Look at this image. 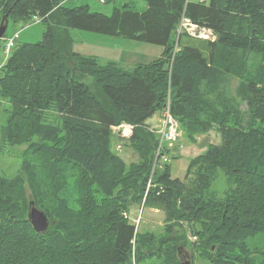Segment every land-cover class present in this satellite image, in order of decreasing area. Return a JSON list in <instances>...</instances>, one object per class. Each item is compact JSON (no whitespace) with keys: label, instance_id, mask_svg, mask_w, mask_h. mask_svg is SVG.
<instances>
[{"label":"trees","instance_id":"trees-1","mask_svg":"<svg viewBox=\"0 0 264 264\" xmlns=\"http://www.w3.org/2000/svg\"><path fill=\"white\" fill-rule=\"evenodd\" d=\"M65 1L0 0V21L45 26L0 68V145L25 146L20 173H0V264H180L184 245L209 264H264V244H248L264 236V0H104L110 16ZM182 16L215 40L177 35ZM72 30L163 51L144 65L101 63L73 51ZM167 100L182 139L220 137L190 159L183 181L170 164L151 173L159 137L148 121ZM121 124L131 136L114 134ZM116 141L137 161L126 164ZM220 170L222 195L211 191ZM30 203L46 232L31 227ZM141 206L163 213L161 236L136 230L129 214Z\"/></svg>","mask_w":264,"mask_h":264},{"label":"rangeland","instance_id":"rangeland-1","mask_svg":"<svg viewBox=\"0 0 264 264\" xmlns=\"http://www.w3.org/2000/svg\"><path fill=\"white\" fill-rule=\"evenodd\" d=\"M94 4H90L89 9L92 12H98L104 14L106 16H110L113 9V4L109 2L99 3V0H92ZM205 4H208L210 0H200ZM145 3L139 2L137 5V10L142 11L145 9L143 7ZM66 8H74L80 7L79 0H66L63 4ZM116 6H121V3L117 4ZM45 31V26L42 23H29V24H18L12 25L11 23L8 24L7 30L5 32V40H10L14 36L17 37L15 39V45H23V44H35L42 40V34ZM71 36L74 40L75 46L80 49V51L84 50V53H87V48L89 46L94 48H100L107 50L106 52H111V50L115 48H119V45L123 47L121 42H128L133 43L136 46H143L147 53L150 54L152 58H159L162 53V47L155 46V45H148L143 43H138L131 40H126L117 37H107L103 35H98L94 33H88L83 31L72 30ZM202 40V39H200ZM3 46L4 42H1L0 45V62L3 63L4 61V54H3ZM104 55L102 56L99 61L101 63H106ZM237 85L236 79H229V87L233 91L235 86ZM242 110H245V105L243 104L241 107ZM161 118V115H154L153 118L149 120L150 124L159 127L158 121ZM122 125V124H121ZM120 126V125H119ZM179 127V126H178ZM157 131V130H156ZM180 132L181 137L174 143V148L170 152L169 164L171 166V177L172 179H177L180 181L184 180L185 177V170L188 166L190 159L201 155L207 149L208 144L218 145L220 143V137L213 131L205 136H200L197 138L195 143H189L182 139V132L180 131V127L178 129ZM114 134L119 135L117 130H114ZM5 145L2 143L0 145V173L7 177L11 178L20 173L21 164L23 162L24 155L23 151L25 146L21 147H4ZM176 147V149H175ZM113 151L119 155L122 160L129 164L131 162L137 161V155L130 149H127L124 146V142H114L112 146ZM177 159H171V157ZM227 189L226 178L222 171H218L217 176L212 184L211 191L216 192L219 195H222L224 191ZM29 195V191L26 190ZM35 206V205H34ZM36 207V206H35ZM37 208V207H36ZM38 209V208H37ZM40 210V209H39ZM41 211V210H40ZM129 218L134 224L136 230L140 233H154L158 236H161L164 228V215L160 211H156L154 209L148 208H135L130 211ZM183 229H178V234L180 236L185 235L186 241L188 243H193L195 241L192 240L193 237L190 236L189 233L185 234ZM264 236H257L248 241L249 247L251 250L253 249H261L264 244ZM178 260L180 264H209L206 259L200 258L198 251L194 250L190 245H184L180 247ZM133 264V262H132ZM141 264H159L156 258L146 259Z\"/></svg>","mask_w":264,"mask_h":264},{"label":"built area","instance_id":"built-area-1","mask_svg":"<svg viewBox=\"0 0 264 264\" xmlns=\"http://www.w3.org/2000/svg\"><path fill=\"white\" fill-rule=\"evenodd\" d=\"M38 20L35 19V22ZM185 31L189 36L196 38V39H202V40H210L213 41L214 37L210 30L197 27L196 25L192 24L188 19L182 17L180 20L179 25V31ZM14 38L7 40L5 49H4V55L5 60L9 57L10 50L14 45ZM4 62L0 64V68L3 66ZM159 127L157 131H154L153 129L149 128V131L152 133H156L159 137V143L155 152V160L152 167V172L156 168V166L163 165L169 162L168 156L165 153L166 149H171L174 145V143L177 141L178 138H180V132L178 131V123L173 118V116L170 113V107H169V100L166 102V107L162 113L161 118L158 121ZM113 132L114 130H117L120 134V137L126 138L131 136L133 127L130 125L122 124L118 127L112 128ZM147 186H151V175L150 179L148 181ZM192 240H195V238H192Z\"/></svg>","mask_w":264,"mask_h":264},{"label":"crops","instance_id":"crops-1","mask_svg":"<svg viewBox=\"0 0 264 264\" xmlns=\"http://www.w3.org/2000/svg\"><path fill=\"white\" fill-rule=\"evenodd\" d=\"M187 1L192 3H204L201 2L200 0H187ZM100 2L101 0H99V3ZM79 4H81V6L89 7L90 4H94V1L79 0ZM143 7H146V5L144 4ZM121 43L123 44V47L119 45V48H115L111 50V52L109 51L106 52L107 50L89 46V48H87V53H84V50L86 49L80 51V49L77 48L74 43L73 51L80 55L96 57L98 60L101 59L102 56L104 55L106 59L105 58L103 59H105L106 61H113L117 63L119 66L124 68L132 67L134 65L148 64L157 59V58H152L150 54L147 53L144 48H142L143 46H136L135 44L128 42H121Z\"/></svg>","mask_w":264,"mask_h":264},{"label":"water","instance_id":"water-1","mask_svg":"<svg viewBox=\"0 0 264 264\" xmlns=\"http://www.w3.org/2000/svg\"><path fill=\"white\" fill-rule=\"evenodd\" d=\"M8 26V21L6 16H3L0 21V40L2 39L3 35L5 34ZM28 221L35 231V233H44L49 228V220L44 212L37 209L33 203H30V208L28 212ZM190 264V263H186Z\"/></svg>","mask_w":264,"mask_h":264},{"label":"bare ground","instance_id":"bare-ground-1","mask_svg":"<svg viewBox=\"0 0 264 264\" xmlns=\"http://www.w3.org/2000/svg\"><path fill=\"white\" fill-rule=\"evenodd\" d=\"M101 3H104V0H101ZM182 17H184V16H182ZM181 17V18H182ZM185 18V17H184ZM187 19V18H186ZM181 20V19H180ZM193 24V23H192ZM179 25H180V22H179ZM179 25H178V30H177V35H180V34H182V33H186L184 30L183 31H179ZM197 26V25H196ZM8 27V26H7ZM198 27V26H197ZM212 33V32H211ZM187 34V33H186ZM213 35V34H212ZM213 37H214V35H213ZM214 40H215V37H214ZM213 40V41H214ZM208 41H210V40H208ZM212 42V41H211ZM177 50V49H176ZM165 109V108H164ZM163 113V112H162ZM161 116H162V114H161ZM178 123V122H177ZM126 125H128V124H126ZM179 126V125H178ZM181 137V136H180ZM179 139V138H178ZM177 139V140H178ZM159 140V139H158ZM177 142V141H176ZM175 142V143H176ZM173 148H174V146L171 148V149H166L165 150V153H166V155L168 156V159H169V161H170V158H169V153H168V151L169 152H171L172 150H173ZM166 164H169V162L168 163H166ZM163 165H165V164H163ZM160 166H162V165H160ZM149 188H151V186H147L146 187V193H147V191L149 190ZM141 207H143V206H141ZM193 238H195V237H193ZM193 241H195V240H193Z\"/></svg>","mask_w":264,"mask_h":264}]
</instances>
